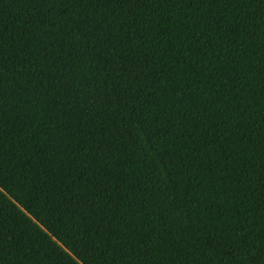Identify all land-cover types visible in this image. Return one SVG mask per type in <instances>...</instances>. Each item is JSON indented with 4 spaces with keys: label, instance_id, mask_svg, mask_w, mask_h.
Masks as SVG:
<instances>
[{
    "label": "trees",
    "instance_id": "obj_1",
    "mask_svg": "<svg viewBox=\"0 0 264 264\" xmlns=\"http://www.w3.org/2000/svg\"><path fill=\"white\" fill-rule=\"evenodd\" d=\"M0 264H264V0H0Z\"/></svg>",
    "mask_w": 264,
    "mask_h": 264
}]
</instances>
